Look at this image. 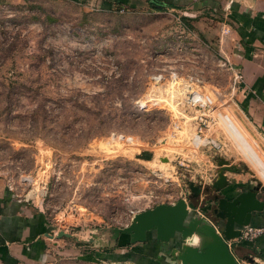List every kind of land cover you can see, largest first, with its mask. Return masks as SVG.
Here are the masks:
<instances>
[{"label": "rangeland", "instance_id": "obj_1", "mask_svg": "<svg viewBox=\"0 0 264 264\" xmlns=\"http://www.w3.org/2000/svg\"><path fill=\"white\" fill-rule=\"evenodd\" d=\"M180 15L0 0V178L81 241L63 239L43 264H95L75 256L106 249L112 228L127 225L137 211L189 199L188 180L212 179L218 155L245 162L246 175L264 184L229 123L248 140L232 118L234 70L216 39L202 32L203 20L219 16L202 10L200 29ZM158 73L166 78L156 89ZM189 76L212 97L216 122L203 133L219 148L190 143L195 110L181 116L184 106H175ZM151 96L160 102L149 105ZM111 131L133 135L134 144L110 142Z\"/></svg>", "mask_w": 264, "mask_h": 264}, {"label": "crops", "instance_id": "obj_2", "mask_svg": "<svg viewBox=\"0 0 264 264\" xmlns=\"http://www.w3.org/2000/svg\"><path fill=\"white\" fill-rule=\"evenodd\" d=\"M69 1L99 11L117 13L181 10L182 22L189 27V22H199L200 29L201 11L208 9L215 12L219 19H215L214 23L213 20H203L202 32L216 39L217 49L234 70L235 106L232 108V118L252 144L240 135L232 121L229 123L233 133H237V137L252 153L253 159L250 155H246V159L264 181V0ZM240 140L236 142L239 148ZM246 173L247 169L227 175L235 178V183L240 185L257 184L258 180ZM200 196L205 200L204 194ZM208 202L211 201L205 200L204 204ZM198 214L201 215V212ZM250 224L264 227V212L253 216ZM60 229L49 222L42 208L31 206L25 198L13 191L9 183L0 178V264H43L51 248L61 245L63 239L73 236L75 243L81 242L71 232L70 236H56ZM47 232L54 236L47 235ZM204 237L196 231L183 238L177 232L169 240L162 241L155 238L154 230H148L145 241L132 243L127 232H120L117 238L107 237L106 249L94 248L75 258L95 264H180L178 254L187 247L201 246L205 242ZM111 243L115 245L112 250ZM231 252L240 264L249 258L261 264L264 262V232L252 240L235 243Z\"/></svg>", "mask_w": 264, "mask_h": 264}, {"label": "water", "instance_id": "obj_3", "mask_svg": "<svg viewBox=\"0 0 264 264\" xmlns=\"http://www.w3.org/2000/svg\"><path fill=\"white\" fill-rule=\"evenodd\" d=\"M216 175L213 180L202 187L200 183L188 180V198L194 205L200 194H204V216L186 206L183 197L175 202H159L152 207L137 211L130 222L123 227H113V238L120 232L129 234V241H145L148 230H154L155 238L167 241L179 232L185 238L194 232L205 236L201 246L187 247L178 254L180 264H240L227 247L224 238L237 237L243 225L250 224L253 216L264 212V184L258 181L253 186L235 183V178L227 173L246 170L245 162L233 163L218 155L216 157ZM203 210V211H204ZM213 216L218 222L221 235L216 231L209 218ZM208 218V219H207ZM49 236L53 234L46 233ZM65 230H58L56 236H70ZM249 264H258L249 258Z\"/></svg>", "mask_w": 264, "mask_h": 264}, {"label": "built area", "instance_id": "obj_4", "mask_svg": "<svg viewBox=\"0 0 264 264\" xmlns=\"http://www.w3.org/2000/svg\"><path fill=\"white\" fill-rule=\"evenodd\" d=\"M152 77H153V82H154L153 85L156 86V89H158L159 86L162 85L161 84L162 80L166 78L165 75L162 73L155 74ZM170 78L174 79L175 78L174 74H171ZM192 78L193 76H189V79L186 80L187 82L185 81L181 83L182 88H184L183 90L184 95L180 100L176 101L177 104L175 106H177L178 104H182L184 108L182 109V111H180L179 109L180 106H178L179 107L178 114H181V116H185L184 113L182 112H184L186 108H192L195 110V114L192 117L194 118V122L196 123V128L190 137V143L194 147H198L199 145L204 146V145L210 144L214 148H219L221 145L219 141L215 140V138H213L212 136H207L205 133H203L205 129H208L210 125L216 122L215 116L211 114L214 110L213 109L214 107L212 104L213 103L212 97L208 92L202 91L200 90L199 87L194 85L193 84L194 81H190L192 80ZM195 80H198V78H195ZM148 101L150 102L149 105L157 104L160 102V100L156 98L155 96H151L148 99ZM138 103L140 107L146 106L145 105L146 101L144 100H140ZM178 114H175L176 118H178ZM218 114H219V111H218ZM174 126L175 128L179 127L180 126L179 121L175 120ZM177 131L178 129L172 130L171 132L172 135H176ZM108 140L114 143L122 142V143H125V145L130 146L134 144L135 137L131 134H125V133L118 132V131H111L108 135ZM214 177H215V174L212 176V179ZM212 179L206 180L204 178H201L199 181L197 182L194 181V182L200 183L202 187H204L205 185L209 184L212 181ZM183 198L186 201V206L188 209L190 210L193 209L197 213L201 212V215L204 216V214L202 213L203 198L201 196L194 205L189 201V199H187V197H183ZM210 222L213 224L216 231L221 235L220 228L217 226V224L213 223L211 220ZM263 232H264L263 226H253L251 224H247L241 227L240 233L237 237L228 238V239L224 238V241L227 247L229 248V250L231 251V248L235 245V243L241 240H252L258 235L262 234Z\"/></svg>", "mask_w": 264, "mask_h": 264}, {"label": "flooded vegetation", "instance_id": "obj_5", "mask_svg": "<svg viewBox=\"0 0 264 264\" xmlns=\"http://www.w3.org/2000/svg\"><path fill=\"white\" fill-rule=\"evenodd\" d=\"M212 222H218L213 216H211L210 218H209Z\"/></svg>", "mask_w": 264, "mask_h": 264}, {"label": "trees", "instance_id": "obj_6", "mask_svg": "<svg viewBox=\"0 0 264 264\" xmlns=\"http://www.w3.org/2000/svg\"><path fill=\"white\" fill-rule=\"evenodd\" d=\"M155 2V1H154ZM184 17V16H183ZM181 18H182V16H181ZM183 19V18H182ZM184 20V19H183ZM91 135V134H90Z\"/></svg>", "mask_w": 264, "mask_h": 264}]
</instances>
